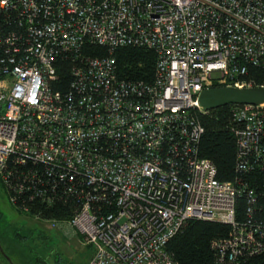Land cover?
<instances>
[{
	"label": "built area",
	"instance_id": "2783aa9c",
	"mask_svg": "<svg viewBox=\"0 0 264 264\" xmlns=\"http://www.w3.org/2000/svg\"><path fill=\"white\" fill-rule=\"evenodd\" d=\"M120 48L152 52L151 82L117 77ZM60 61L68 62L64 87ZM247 67L264 68V0H0L8 202L69 198L73 214L55 222L91 246L85 264H174L164 246L188 220L229 227L211 244L218 263L261 254L264 103L228 106L231 181H218L198 152V93L264 88L246 80Z\"/></svg>",
	"mask_w": 264,
	"mask_h": 264
},
{
	"label": "trees",
	"instance_id": "16d2710c",
	"mask_svg": "<svg viewBox=\"0 0 264 264\" xmlns=\"http://www.w3.org/2000/svg\"><path fill=\"white\" fill-rule=\"evenodd\" d=\"M83 52L89 56L105 55L103 49L96 47H86ZM112 57L118 78L147 83L152 81L154 65L152 52L120 48L112 53ZM56 68L60 86L64 87L69 81L68 62L60 61ZM246 80L251 81L254 86H264V68L247 67ZM197 120L202 127L198 143L199 156L213 164L218 181H231L236 175L233 169L235 144L229 130L228 106L205 113L197 112ZM253 175L255 174H248V178ZM16 204L13 205L16 210L21 211L19 204H22L28 215L54 221L68 219L75 210L70 199H66L60 192L54 195L50 205L37 200L27 202L21 197L16 200ZM242 208V199H237L235 203L237 218L241 217ZM229 233V227L221 223L188 220L166 241L164 249L174 264H227L218 263L211 244L227 238ZM233 264H264V252L251 257L241 256Z\"/></svg>",
	"mask_w": 264,
	"mask_h": 264
},
{
	"label": "rangeland",
	"instance_id": "374dc122",
	"mask_svg": "<svg viewBox=\"0 0 264 264\" xmlns=\"http://www.w3.org/2000/svg\"><path fill=\"white\" fill-rule=\"evenodd\" d=\"M91 254L65 224L16 210L0 182V264H85Z\"/></svg>",
	"mask_w": 264,
	"mask_h": 264
},
{
	"label": "water",
	"instance_id": "95a60500",
	"mask_svg": "<svg viewBox=\"0 0 264 264\" xmlns=\"http://www.w3.org/2000/svg\"><path fill=\"white\" fill-rule=\"evenodd\" d=\"M264 103V88L232 86L204 89L197 95L196 104L200 112L205 113L229 105Z\"/></svg>",
	"mask_w": 264,
	"mask_h": 264
}]
</instances>
